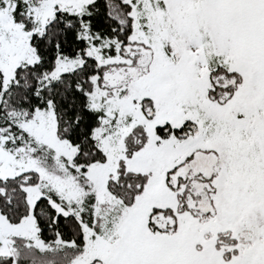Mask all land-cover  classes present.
Instances as JSON below:
<instances>
[{"label": "snow or ice", "instance_id": "obj_1", "mask_svg": "<svg viewBox=\"0 0 264 264\" xmlns=\"http://www.w3.org/2000/svg\"><path fill=\"white\" fill-rule=\"evenodd\" d=\"M0 264H264V0H0Z\"/></svg>", "mask_w": 264, "mask_h": 264}]
</instances>
